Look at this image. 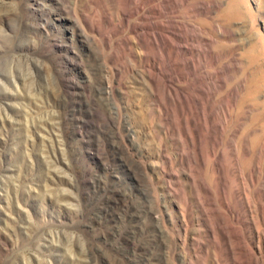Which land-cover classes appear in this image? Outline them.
Instances as JSON below:
<instances>
[{
	"label": "rangeland",
	"instance_id": "obj_1",
	"mask_svg": "<svg viewBox=\"0 0 264 264\" xmlns=\"http://www.w3.org/2000/svg\"><path fill=\"white\" fill-rule=\"evenodd\" d=\"M134 1L0 0V264H264V0Z\"/></svg>",
	"mask_w": 264,
	"mask_h": 264
},
{
	"label": "bare ground",
	"instance_id": "obj_2",
	"mask_svg": "<svg viewBox=\"0 0 264 264\" xmlns=\"http://www.w3.org/2000/svg\"><path fill=\"white\" fill-rule=\"evenodd\" d=\"M149 1H150V0H149ZM149 1H148V2H149ZM138 2H139V5H141V4H140V0H138V1L135 0L133 3H131V4H134V5H135V9H136V10H138V8H139V7H138ZM153 2H154V1H153ZM134 5H132V8H131V9H133V6H134ZM138 11H139V10H138ZM137 14H139V13L137 12ZM143 15H144V14H143ZM154 16H155V15H154ZM139 17H140V15H139ZM139 17H138V19H139ZM149 18H150V17H149ZM136 21H137V20H136ZM156 21H157V20H156ZM153 22H154V21H153ZM143 24H144V23H143ZM145 24H146V23H145ZM145 26H146V25H145ZM79 27H80V26H79ZM141 28H142V27H141ZM135 30L137 31L136 28H135ZM144 31H145V30H144ZM138 32H139V31H138ZM142 32H143V31H142ZM139 33H141V32H139ZM146 33H148V32H146ZM142 34H143V33H142ZM137 35H138V34H137ZM146 35H147V34H146ZM141 36H142V35H141ZM154 36H155V35H154ZM142 37H144V36H142ZM152 37H153V36H152ZM155 38H156V37H155ZM157 44H158V42H157Z\"/></svg>",
	"mask_w": 264,
	"mask_h": 264
}]
</instances>
